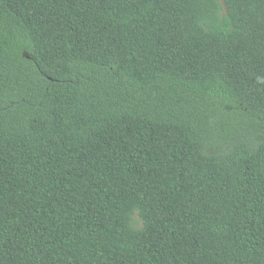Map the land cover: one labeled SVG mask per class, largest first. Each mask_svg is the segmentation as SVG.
Returning <instances> with one entry per match:
<instances>
[{
  "label": "trees",
  "instance_id": "obj_1",
  "mask_svg": "<svg viewBox=\"0 0 264 264\" xmlns=\"http://www.w3.org/2000/svg\"><path fill=\"white\" fill-rule=\"evenodd\" d=\"M0 264H264V0H0Z\"/></svg>",
  "mask_w": 264,
  "mask_h": 264
}]
</instances>
